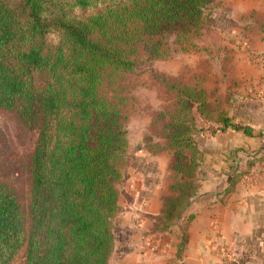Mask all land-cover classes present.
<instances>
[{
    "label": "trees",
    "instance_id": "obj_1",
    "mask_svg": "<svg viewBox=\"0 0 264 264\" xmlns=\"http://www.w3.org/2000/svg\"><path fill=\"white\" fill-rule=\"evenodd\" d=\"M220 4L0 0V108L13 111L24 129L38 130L28 157L27 204L0 181V264H109L128 160L132 76L175 52L212 53L208 18ZM201 82L173 77L164 83L174 99L158 112L162 141L146 145L174 158L164 197L168 221L197 194V137L205 130L199 121L240 128L225 112L211 113Z\"/></svg>",
    "mask_w": 264,
    "mask_h": 264
},
{
    "label": "crops",
    "instance_id": "obj_2",
    "mask_svg": "<svg viewBox=\"0 0 264 264\" xmlns=\"http://www.w3.org/2000/svg\"><path fill=\"white\" fill-rule=\"evenodd\" d=\"M208 23L213 51L199 56L213 65L202 87L211 113L240 128L199 121V187L176 221L164 212L170 155H134L118 186L109 264H264V0H221Z\"/></svg>",
    "mask_w": 264,
    "mask_h": 264
},
{
    "label": "rangeland",
    "instance_id": "obj_3",
    "mask_svg": "<svg viewBox=\"0 0 264 264\" xmlns=\"http://www.w3.org/2000/svg\"><path fill=\"white\" fill-rule=\"evenodd\" d=\"M197 49L198 45L193 50ZM210 60L193 51H179L167 59L152 60L137 67L132 76V99L125 124L128 139L127 165L136 161L134 155L150 152L146 146L147 141H162L156 136L161 126L158 112L165 111L174 99L173 92L164 83L173 77H179L186 83L202 81L208 78L209 66L213 65ZM37 135V129L21 127L13 111L0 108V181L14 188L24 204H27L29 198L28 157L34 149ZM137 141H141V149L135 151ZM152 154H169L168 163H173L171 153L163 151Z\"/></svg>",
    "mask_w": 264,
    "mask_h": 264
},
{
    "label": "built area",
    "instance_id": "obj_4",
    "mask_svg": "<svg viewBox=\"0 0 264 264\" xmlns=\"http://www.w3.org/2000/svg\"><path fill=\"white\" fill-rule=\"evenodd\" d=\"M223 250V249H222Z\"/></svg>",
    "mask_w": 264,
    "mask_h": 264
}]
</instances>
